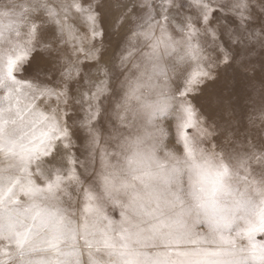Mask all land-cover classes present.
Segmentation results:
<instances>
[{
    "label": "snow or ice",
    "instance_id": "6c2138e0",
    "mask_svg": "<svg viewBox=\"0 0 264 264\" xmlns=\"http://www.w3.org/2000/svg\"><path fill=\"white\" fill-rule=\"evenodd\" d=\"M141 120L206 145L214 185L225 159L264 182V0H0V264H95L57 205L91 210ZM220 240L201 264H264V215Z\"/></svg>",
    "mask_w": 264,
    "mask_h": 264
},
{
    "label": "rangeland",
    "instance_id": "374dc122",
    "mask_svg": "<svg viewBox=\"0 0 264 264\" xmlns=\"http://www.w3.org/2000/svg\"><path fill=\"white\" fill-rule=\"evenodd\" d=\"M135 135L138 146L94 170L90 211L79 198L57 205L78 247L85 235L92 240L95 264H201L229 250L221 235L235 239L264 215V182L232 160L214 185L221 160L206 145L185 149L146 120Z\"/></svg>",
    "mask_w": 264,
    "mask_h": 264
},
{
    "label": "clouds",
    "instance_id": "9594fccd",
    "mask_svg": "<svg viewBox=\"0 0 264 264\" xmlns=\"http://www.w3.org/2000/svg\"><path fill=\"white\" fill-rule=\"evenodd\" d=\"M209 211H211V209H209Z\"/></svg>",
    "mask_w": 264,
    "mask_h": 264
}]
</instances>
